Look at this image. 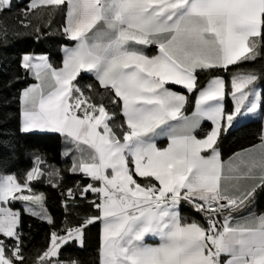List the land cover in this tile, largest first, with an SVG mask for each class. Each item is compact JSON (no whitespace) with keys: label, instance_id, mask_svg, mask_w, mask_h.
Segmentation results:
<instances>
[{"label":"snow or ice","instance_id":"1","mask_svg":"<svg viewBox=\"0 0 264 264\" xmlns=\"http://www.w3.org/2000/svg\"><path fill=\"white\" fill-rule=\"evenodd\" d=\"M49 6V24L62 13L63 35L76 43L62 49L60 68L47 55L22 56L21 67L36 83L20 94L19 131L56 133L72 146L61 155L71 154L69 171L91 181L81 196L96 194L99 202L90 203L99 214L66 225L63 235L52 231L36 264H83L61 259L62 249L83 248L85 230L96 222L99 264H264V213L234 215L264 192V131L258 144L227 161L219 149L221 137L245 118L264 119V0H31L23 11ZM12 7L13 0H0V17ZM34 31L38 39L40 27ZM0 34L7 39V28ZM152 46L157 54L150 56L145 49ZM246 62L261 67L242 68ZM230 66H236L230 92L215 75L199 86L198 72ZM81 73L104 91L87 85L86 93L73 83ZM169 84L198 93L191 117L182 111L186 96ZM229 95L231 111L224 103ZM202 121L212 127L198 138ZM160 137L166 148L157 146ZM32 163L23 177L0 175V264H26L20 213L9 201L24 202L29 215L54 225L32 182L47 177L42 182L57 187L61 172L43 155ZM75 195L68 189L69 198ZM182 202L206 226L182 217Z\"/></svg>","mask_w":264,"mask_h":264},{"label":"trees","instance_id":"2","mask_svg":"<svg viewBox=\"0 0 264 264\" xmlns=\"http://www.w3.org/2000/svg\"><path fill=\"white\" fill-rule=\"evenodd\" d=\"M29 0H13V7L10 12L5 11L0 17V28L6 27L8 30L7 39L0 34V175L15 174L23 177V174L33 166V156L43 155L47 163L58 168L61 172L62 180L57 187H52L49 183L33 181L32 187L36 193L45 196V206L48 214L52 217L54 225L48 224L45 220L29 215L22 207L18 206L19 201H9V207L20 209V227L18 229L23 241V254L26 264H36L37 257L48 247L52 231L60 234L65 226H76L81 220L90 215H98L97 210L90 203L95 195L87 192L86 198L81 196L83 187L91 181L81 175L69 171L70 164L61 156L62 138L56 133H28L22 134L20 127V103L19 97L22 89L33 82L28 72L21 67V57L26 53L44 54L49 57L53 66L59 68L62 63L61 48L71 44L62 32L64 16L62 13L53 14L51 23L46 15L51 10L49 8H38L35 12L24 13ZM35 16V18H34ZM20 20L30 22L32 27L25 29ZM35 27H40L41 32L37 39ZM20 33V35H17ZM249 70H258L261 65L258 63L246 62L241 66ZM230 71L223 70L198 72V84L203 87L211 76H220L228 82L227 91L230 92L231 77L236 70V66H230ZM87 93V85H93L99 92L104 89L99 87L97 81L89 74L81 73L77 81ZM173 90L186 94L187 102L184 106V113L188 114L193 109L194 98L197 92L186 93L183 89L170 86ZM260 91L264 93V83L259 85ZM226 110L231 111L232 103L230 95L225 98ZM113 108L116 106L113 105ZM118 119L119 116L117 109ZM208 123L201 124L195 135L202 138L208 132ZM262 132L261 114L257 120H249L237 125V127L227 135H223L219 141V149L222 159L233 153L258 143ZM143 184V179L135 178ZM68 189H72L76 195L69 198ZM62 201H67V210ZM74 201V202H73ZM255 212L264 213V192L257 195L255 201ZM181 216L188 222L196 220L206 226L205 218L195 212L186 202L181 204ZM98 226L99 222L89 225L85 230L84 247L68 245L62 249L61 259L71 256L74 259L83 261V264H99L98 256Z\"/></svg>","mask_w":264,"mask_h":264},{"label":"crops","instance_id":"3","mask_svg":"<svg viewBox=\"0 0 264 264\" xmlns=\"http://www.w3.org/2000/svg\"><path fill=\"white\" fill-rule=\"evenodd\" d=\"M17 1H21V0H17ZM30 2H31V0H29V1L27 2L26 7H28V5L30 4ZM70 41H71V40H70ZM75 43H76L75 41H71V44L62 46V48H61V58H62V61H63V56H64V52L62 51V49L65 48V47H68V48L74 47V46H75ZM145 51H146V53H147L148 55H150V56H151V55H155V54H157V49L155 48V46H152V47H150V48H146ZM23 55H24V54H23ZM23 55H22V56H23ZM37 55H40V54H37ZM43 55H44V54H43ZM21 58H22V57H21ZM62 66H63V64L61 63V66H60V67H62ZM60 67H59V68H60ZM28 74H29V76L33 79V82H32L31 84H29L28 86H30V85H32V84H35L36 81H35V79L33 78L32 74H31L30 72H28ZM86 74L91 75L90 73H86ZM91 76H92V75H91ZM92 77H93V76H92ZM93 78H94V77H93ZM94 79H95V78H94ZM97 83H98V82H97ZM206 83H207V82H206ZM206 83H205V84H206ZM205 84H204V85H205ZM28 86H27V87H28ZM170 86H176V87H179V88L183 89L186 93H188L187 90L184 89V88H183L182 86H180V85L169 84V85H167V87H168L170 90H172V91H175V92H177V93H180V94H183V95L186 96L185 93H183V92H179V91H176V90H173ZM27 87H25V88H27ZM25 88H24V89H25ZM22 90H23V89H22ZM259 90H260V87H259ZM21 92H22V91H21ZM21 92H20V94H21ZM197 94H198V93H196L195 98H194V104H193V109H192V111H191L190 113H188V114L184 113L185 115H187V116H189V117H191L192 114H193V112L196 110V98H197ZM230 100H231L232 108H233V101H232V99H231V96H230ZM232 108H231V110H232ZM182 111H183V110H182ZM183 112H184V111H183ZM259 117H260V114L255 115V116L250 115L249 117L245 118L241 123L246 122V121H249V120H257V119H259ZM203 123H208V124H209L210 128H209L208 131H210V130H211V127H212L211 122H210V121H202L201 124H203ZM262 131H264V119H262ZM33 133H41V132H33ZM45 133H47V132H45ZM61 138H62V137H61ZM202 138H203V137H202ZM62 141H63V138H62ZM259 142H260V141H259ZM259 142H258V143H259ZM156 143H157V146H158V147H160V148H166L167 145H168V140H167L166 137H160V138H158V139L156 140ZM258 143H256V144H258ZM71 147H72L71 145H65V144L62 142L61 153L64 151L65 148H71ZM250 147H251V146H250ZM248 148H249V147H248ZM245 149H246V148H245ZM242 150H243V149H242ZM240 151H241V150H240ZM240 151H237V152H240ZM237 152H235V153H237ZM233 154H234V153H233ZM233 154H232V155H233ZM232 155H230L229 157H227V158H225V159H222V160L227 161ZM61 156H62V155H61ZM62 158L65 159V160H68V161H69L70 168H71V165H72L71 154H70L69 156H67V157L62 156ZM81 175H83V174H81ZM83 176H84V175H83ZM135 178L142 179V178H140V177H135ZM154 183H155V182H154ZM89 192H90V191H89ZM90 193H92V192H90ZM92 194H94V193H92ZM94 195H95V197H94L93 201H96V202L98 203L99 201H98V199H97V195H96V194H94ZM19 202H20V201H19ZM18 206L22 207L23 210H24V208H25V203H24V202H20ZM11 209L20 213V209H19V208H12V207H11ZM24 211H25V210H24ZM249 211H251V212H255V203L251 206L250 209H245L244 212H242V213H236V214H234V215H246V214H248ZM255 213H256V212H255ZM98 214H99V213H98ZM100 233H101V224H100V222H99V226H98V248H99V245H100ZM63 234H64V233H63ZM63 234H61V235H63ZM147 242H148V243H158L157 240H154V239H152V238H147ZM225 259H226V258H225Z\"/></svg>","mask_w":264,"mask_h":264},{"label":"rangeland","instance_id":"4","mask_svg":"<svg viewBox=\"0 0 264 264\" xmlns=\"http://www.w3.org/2000/svg\"><path fill=\"white\" fill-rule=\"evenodd\" d=\"M38 194H40V193H38Z\"/></svg>","mask_w":264,"mask_h":264}]
</instances>
